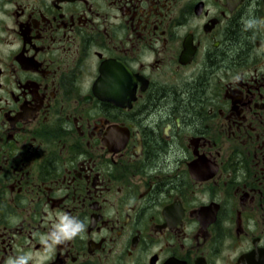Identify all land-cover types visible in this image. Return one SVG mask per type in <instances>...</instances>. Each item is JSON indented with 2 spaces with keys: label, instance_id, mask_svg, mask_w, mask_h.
Masks as SVG:
<instances>
[{
  "label": "flooded vegetation",
  "instance_id": "1",
  "mask_svg": "<svg viewBox=\"0 0 264 264\" xmlns=\"http://www.w3.org/2000/svg\"><path fill=\"white\" fill-rule=\"evenodd\" d=\"M65 214L83 238L53 244ZM21 257L264 264V0H0V264Z\"/></svg>",
  "mask_w": 264,
  "mask_h": 264
},
{
  "label": "clouds",
  "instance_id": "2",
  "mask_svg": "<svg viewBox=\"0 0 264 264\" xmlns=\"http://www.w3.org/2000/svg\"><path fill=\"white\" fill-rule=\"evenodd\" d=\"M85 225L74 217L61 215L60 222L56 225L55 230L51 233V241L53 244H61L70 241L77 235H81ZM81 238L82 235H81ZM29 257H21L18 260H9L8 264H27Z\"/></svg>",
  "mask_w": 264,
  "mask_h": 264
},
{
  "label": "trees",
  "instance_id": "3",
  "mask_svg": "<svg viewBox=\"0 0 264 264\" xmlns=\"http://www.w3.org/2000/svg\"><path fill=\"white\" fill-rule=\"evenodd\" d=\"M238 42H239V40H238V41H236V40H235V45H237V44H238Z\"/></svg>",
  "mask_w": 264,
  "mask_h": 264
}]
</instances>
